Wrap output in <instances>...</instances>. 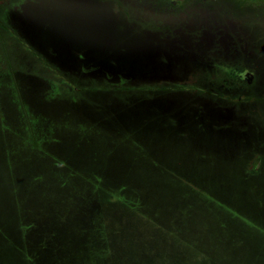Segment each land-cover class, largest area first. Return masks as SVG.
<instances>
[{
  "label": "rangeland",
  "instance_id": "1",
  "mask_svg": "<svg viewBox=\"0 0 264 264\" xmlns=\"http://www.w3.org/2000/svg\"><path fill=\"white\" fill-rule=\"evenodd\" d=\"M219 6L0 7V264H264V0Z\"/></svg>",
  "mask_w": 264,
  "mask_h": 264
},
{
  "label": "flooded vegetation",
  "instance_id": "2",
  "mask_svg": "<svg viewBox=\"0 0 264 264\" xmlns=\"http://www.w3.org/2000/svg\"><path fill=\"white\" fill-rule=\"evenodd\" d=\"M112 1H115L117 3L121 1V3L126 4V7L129 1H134V3L137 4V6H139L140 9L146 4H149L157 12L160 10L163 13H171L172 16H175L178 13H182L183 15L191 14L198 7H203L202 9H204L205 11L203 14L205 15L206 14L212 15L214 13L216 14L217 10L221 9V7L219 6V3L221 4V3H225L226 1H233V0H151V2H148V0H112ZM5 2H7V0H0V7L2 5H5ZM126 7H124L125 9L124 8L123 9L127 12ZM11 10H14V12L16 13L18 11L17 6L13 4ZM10 11L6 10V13ZM4 14H5V11L3 12L0 9V29L4 28L5 30H7L9 34L11 35V37H13L18 43L23 45L27 50L38 55V53L36 52L39 49L38 46L36 45V42H38V40L35 42L32 38L31 32L21 31L13 24H11V28H8L5 24L3 25L1 16ZM58 17L59 16H57V20H58ZM151 22L152 24L148 26H159L160 27L162 25L161 27H163V23L156 21V18L154 19L152 18ZM185 29H192V19H190L188 24H185ZM57 43L59 42L57 41ZM40 45L42 46V44ZM247 74L251 75V79H253L251 72L246 71L244 73V75H247Z\"/></svg>",
  "mask_w": 264,
  "mask_h": 264
},
{
  "label": "trees",
  "instance_id": "3",
  "mask_svg": "<svg viewBox=\"0 0 264 264\" xmlns=\"http://www.w3.org/2000/svg\"><path fill=\"white\" fill-rule=\"evenodd\" d=\"M208 63H209V60L207 61V64ZM210 77L215 78V76H213V75H211ZM230 81H231V83H229V84H231V87H233V85L237 84V85H241V87L243 86V87L247 88V86L249 85L247 79H243V78L241 80H239V79H237V80L231 79ZM241 87H239V88H241ZM243 87L241 89H243ZM116 194L118 195V197H119V195L122 196V194L120 192H116ZM2 236H4V235H2ZM4 237H6V236H4ZM5 239H7V238H4V240ZM23 240H24L23 236L21 234L17 233L16 237L14 238V242L17 243V245L20 244V245H22L24 247L25 244L24 243L22 244Z\"/></svg>",
  "mask_w": 264,
  "mask_h": 264
}]
</instances>
